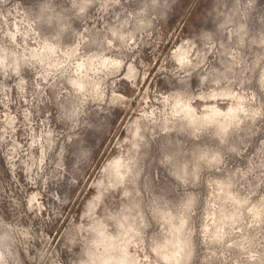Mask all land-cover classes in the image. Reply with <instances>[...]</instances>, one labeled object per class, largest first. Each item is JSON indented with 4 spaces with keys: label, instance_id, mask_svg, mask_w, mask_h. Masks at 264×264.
I'll list each match as a JSON object with an SVG mask.
<instances>
[{
    "label": "rangeland",
    "instance_id": "obj_1",
    "mask_svg": "<svg viewBox=\"0 0 264 264\" xmlns=\"http://www.w3.org/2000/svg\"><path fill=\"white\" fill-rule=\"evenodd\" d=\"M0 264H264V0H0Z\"/></svg>",
    "mask_w": 264,
    "mask_h": 264
}]
</instances>
